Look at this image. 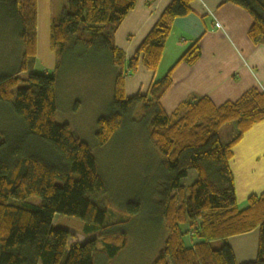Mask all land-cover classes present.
<instances>
[{
    "label": "trees",
    "instance_id": "obj_1",
    "mask_svg": "<svg viewBox=\"0 0 264 264\" xmlns=\"http://www.w3.org/2000/svg\"><path fill=\"white\" fill-rule=\"evenodd\" d=\"M135 1L67 0L50 22L52 73L37 74L32 72L35 0H0V17L22 46L17 68L0 74V105L9 107L20 126L14 133H0L5 136H0V264H94L98 252L111 260L127 244L121 230L127 221L107 222L106 209L94 201L104 193L105 183L91 149L69 124L55 121L57 82L69 59L105 64L112 77L109 111L96 121L97 144L109 143L138 112L137 118L146 116L147 140L164 158L155 191V219L167 236L151 264H237L224 241L254 229L259 230L257 256L243 264H264V192L250 196L239 208L229 169L233 147L254 124L264 121V93L252 88L219 107L206 97H190L167 114L161 100L172 85V70L198 59L195 41L161 79H152L144 95L125 97L124 78L133 75L139 64L155 74L174 21L191 11L190 0H172L126 60L113 38ZM223 1L249 14V40L264 43V0ZM229 123L235 131L224 144L218 132ZM189 171L196 179L184 185ZM30 197L40 203H27ZM139 208L138 202L125 206L129 214ZM55 215L81 220L84 234H97L101 249L96 238L69 242L74 236L53 225ZM185 236L199 243L188 248Z\"/></svg>",
    "mask_w": 264,
    "mask_h": 264
},
{
    "label": "crops",
    "instance_id": "obj_2",
    "mask_svg": "<svg viewBox=\"0 0 264 264\" xmlns=\"http://www.w3.org/2000/svg\"><path fill=\"white\" fill-rule=\"evenodd\" d=\"M171 1H135L113 38L115 47L123 52L126 60L132 57ZM66 2L35 0L34 66L39 63L47 71L55 64L54 55L49 50L50 22L60 15ZM189 8L188 15L174 21L155 74L139 64L133 75L124 78L125 97L138 93L144 95L152 79L167 73L195 41L199 45L198 59L192 64L179 63L172 70V85L161 100L167 114L173 113L190 97H206L219 107L237 101L252 88L264 93V43L253 44L249 40L247 32L252 25L249 14L223 0H190ZM216 23L221 29H216ZM229 169L239 208L244 207L250 196L264 192V121L254 124L233 147ZM191 172L194 171H189L188 175ZM186 230L187 227H183V232ZM183 240L188 248L199 243L188 236ZM224 242L232 250L237 264L252 262L257 256L259 230L228 237Z\"/></svg>",
    "mask_w": 264,
    "mask_h": 264
},
{
    "label": "rangeland",
    "instance_id": "obj_3",
    "mask_svg": "<svg viewBox=\"0 0 264 264\" xmlns=\"http://www.w3.org/2000/svg\"><path fill=\"white\" fill-rule=\"evenodd\" d=\"M12 34V28L0 17V74L12 72L20 61L22 46ZM102 65L100 67V64L67 60L62 77L58 78L57 82L55 121L59 124H69L72 132L91 149L98 172L105 183L104 193L97 195L94 201L106 209L107 222L127 221L121 229L127 236L125 248L111 260L98 252L94 264H151L163 248L167 236L165 228L155 219V191L158 190V180L161 176L159 166L164 158L147 140L146 116L137 118L138 112L132 114L134 118L125 122L123 129L109 143L105 146L97 144L96 121L107 115L112 100V77L106 65ZM32 72L51 74L52 70L47 71L37 63ZM163 75L158 74L156 80ZM21 76L24 78L26 75ZM18 128L20 126L9 107L1 104L0 133H14ZM234 131L233 123L224 125L218 132L222 143H227ZM194 179L195 172H191L183 180V184L190 185ZM26 202L38 205L40 199L30 197ZM129 202L140 204L136 214H129L125 210ZM53 225L69 231L74 236L69 242L76 240L82 243L96 238L97 248L101 249L97 234H84V223L81 220L55 215Z\"/></svg>",
    "mask_w": 264,
    "mask_h": 264
},
{
    "label": "built area",
    "instance_id": "obj_4",
    "mask_svg": "<svg viewBox=\"0 0 264 264\" xmlns=\"http://www.w3.org/2000/svg\"><path fill=\"white\" fill-rule=\"evenodd\" d=\"M216 29H221V25L219 23L215 24Z\"/></svg>",
    "mask_w": 264,
    "mask_h": 264
}]
</instances>
